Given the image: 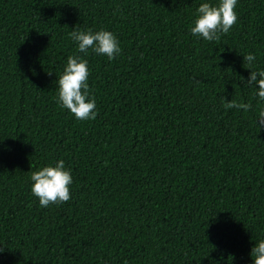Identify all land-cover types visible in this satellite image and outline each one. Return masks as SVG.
<instances>
[{"label": "trees", "instance_id": "1", "mask_svg": "<svg viewBox=\"0 0 264 264\" xmlns=\"http://www.w3.org/2000/svg\"><path fill=\"white\" fill-rule=\"evenodd\" d=\"M205 2L0 0V264H253L264 100L246 82L264 70V0H237L212 42L191 33ZM89 29L121 52L81 53L69 33ZM69 56L87 60L94 120L58 103ZM59 160L71 198L41 207L31 175Z\"/></svg>", "mask_w": 264, "mask_h": 264}, {"label": "clouds", "instance_id": "2", "mask_svg": "<svg viewBox=\"0 0 264 264\" xmlns=\"http://www.w3.org/2000/svg\"><path fill=\"white\" fill-rule=\"evenodd\" d=\"M236 4L237 0H219L215 6L207 2L201 3L196 9L198 15L191 28L192 35L202 37L209 42L218 41L220 35L228 33L237 21V14L234 11ZM69 35L77 43L78 50L85 55L91 49L97 55H105L112 60L121 52L116 36L110 31L100 30L93 33L90 29L88 31L73 30ZM243 58L249 65L255 60L252 54ZM88 77L87 60L79 56H69L64 72L58 79V103L81 121L94 120L97 115L95 98L86 99L90 95ZM246 84L258 89L256 95L264 100V70H251ZM223 106L225 109L236 108L244 111L251 108L250 104L237 103L235 100L229 102L224 100ZM255 123L259 129L264 128V109L259 111ZM31 180L33 181L32 194L38 198L41 207L65 203L71 198L69 186L73 179L70 171L65 169L63 160L57 161L54 167L45 166L33 172ZM250 255L253 264H264V240L255 244Z\"/></svg>", "mask_w": 264, "mask_h": 264}]
</instances>
